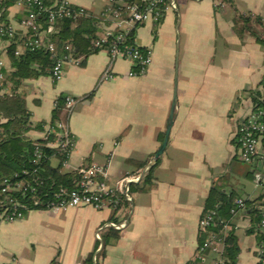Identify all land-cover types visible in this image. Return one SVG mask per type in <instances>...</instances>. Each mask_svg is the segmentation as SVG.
<instances>
[{
	"label": "crops",
	"instance_id": "crops-1",
	"mask_svg": "<svg viewBox=\"0 0 264 264\" xmlns=\"http://www.w3.org/2000/svg\"><path fill=\"white\" fill-rule=\"evenodd\" d=\"M68 1L96 16L108 2ZM174 1L176 8L166 11L160 25L147 22L135 30V43L153 51L149 72L140 78L129 77V61H112L107 52L93 48L67 65L60 81L47 75L18 80L12 76L8 43L0 40L5 93L18 91L26 98L33 123L28 136L43 139L44 131L35 126L49 125L57 99L71 96L78 102L69 116L63 110L60 121L67 122L75 138L70 165L107 166L111 186L140 174L135 184L146 188L132 194L133 204L114 219L111 211L85 207L33 209L22 220L1 223L0 264H51L54 259L83 264L97 250L96 233L110 220L125 221L127 227L107 247L102 264H186L197 251L199 221L216 186L235 200L261 202L264 147L248 166L239 159L236 137L253 110L250 93L261 89L264 80V49L250 34H236L234 18L237 11L264 23V0H234L233 7H221L218 0ZM23 13L15 5L8 20L14 23ZM108 68L115 79L100 83ZM168 131L167 146L151 166ZM132 162L145 167L140 171ZM50 165L60 163L51 159ZM253 170L252 182L242 183ZM252 219L248 210L232 218L239 245L235 264L259 263L261 247L250 231ZM216 258L210 253L201 264H213Z\"/></svg>",
	"mask_w": 264,
	"mask_h": 264
},
{
	"label": "built area",
	"instance_id": "built-area-1",
	"mask_svg": "<svg viewBox=\"0 0 264 264\" xmlns=\"http://www.w3.org/2000/svg\"><path fill=\"white\" fill-rule=\"evenodd\" d=\"M6 0H0V5ZM146 3L144 8L137 4H129L125 0H108L107 7L100 14L103 20V33L93 41V47L96 50H102L109 54L112 61L124 59L133 65V70L129 73L130 78H140L145 76L153 63V51L150 48H144L136 43L128 41L129 34L139 26L152 22L158 26L163 18L162 6L164 11L176 8L174 0H142ZM218 4L224 7V3L218 0ZM17 6L23 8L26 17L20 21L8 24L0 23V40L8 41L13 39L18 33L25 37L26 44L18 46L16 55L20 56L26 49L36 50L44 49L49 52L54 59V64L49 71V77L54 81H60L65 76L67 65L77 62V58L72 55L59 57L56 47L53 43L45 41V35L52 34L55 31V24L63 20L79 21L82 18L89 17L91 13L82 7L72 5L68 0H56L54 5L48 6L43 0H18ZM45 13L48 17V27L40 32L41 26L37 23L38 16ZM110 25V26H109ZM111 26L114 30H111ZM35 32V37L29 42V31ZM67 50H71L68 46ZM4 64L0 61V92L5 93L6 74L3 71ZM115 79L112 70L108 68L102 75L100 83L109 82ZM78 100L71 97H65L64 111L68 116L72 113ZM260 105L253 106L252 112L243 120L237 130V143L239 149V159L249 165H254L260 149L264 147V94L259 98ZM57 107V102L55 103ZM51 135L56 139L53 146L63 155V168H68L71 172L80 175V180L75 188L69 189L60 185L48 199H35L33 206L39 208L45 205L47 209L53 212H62L70 208L91 207L98 211H111L113 219L121 212L126 205L133 204V198L130 194V186L141 180L140 174L125 176L118 186L108 184V167L93 165L87 168H76L70 165V158L75 149V138L71 133L67 122H57L54 126L47 125L44 132V139L47 140ZM33 163L39 165L42 160V151L39 146L35 149ZM28 177L14 182L9 177H3L0 181V224L13 223L25 218L29 212L28 205L22 203L16 196L18 193L25 196L27 192H36L38 186L42 183L40 178L31 181L29 173L24 172ZM258 175V174H257ZM18 177V175H15ZM262 200L254 203L248 199L238 198L235 200V208L231 211L232 215L244 212L248 208H254L259 211L261 216L260 228L264 233V186L262 190ZM47 196V195H45ZM215 211L206 212L199 221V229L205 230L215 227ZM127 223L125 221L117 222L110 220L103 225L96 233L98 242L102 241V233L108 229L121 232L125 230ZM234 230L230 225H226L224 233ZM225 238L212 234L206 239L200 248L201 263L206 262L208 254L217 256L213 264H232L224 255ZM260 258L258 264H264V243L260 245Z\"/></svg>",
	"mask_w": 264,
	"mask_h": 264
},
{
	"label": "trees",
	"instance_id": "trees-1",
	"mask_svg": "<svg viewBox=\"0 0 264 264\" xmlns=\"http://www.w3.org/2000/svg\"><path fill=\"white\" fill-rule=\"evenodd\" d=\"M48 6H52V2L43 0ZM129 4H137L141 8L146 6L142 0H125ZM223 3L229 6H234V0H221ZM18 0H6L0 5V23L8 24L9 10L13 6L17 5ZM165 6H162L163 18L159 22L162 23L165 11ZM24 12L18 21L26 17ZM37 23L41 26L40 32H43L48 27V17L45 13L40 14L37 19ZM234 30L239 37H243L245 34L253 36L257 42L264 49V23L260 17H253L252 15H243L239 12H235L234 18ZM103 30V20L100 15H90L89 17L82 18L79 21L63 20L55 24V31L52 34L45 35V41L53 43L56 47V52L59 57L65 55H72L74 58H78L84 54H89L93 50V41L97 39L98 33ZM135 30L128 36V41L135 43ZM34 31H29V42L35 37ZM7 48L8 58L11 66L14 70L12 73L13 78L18 80L29 79L37 76H49V71L54 64V59L49 52L44 49L31 50L26 49L24 53L17 56L16 50L18 46H24L26 39L22 33H18L13 39L9 40ZM70 46L71 50L66 48ZM264 94V80L261 84V89L255 90L250 93L253 98V104L259 106V98ZM65 97L61 96L57 99V107L53 112L52 120L49 125L54 126L57 122L61 121L62 113L64 110ZM0 118L5 122L0 124V181L3 177H9L14 182L25 179L28 177L24 172L29 173V179L31 181L40 178L42 183L38 186L36 192H27L25 196L17 194L18 199L28 205L29 211L33 209H47L45 205H41L39 208L33 206V200L43 198L48 199L52 197V193L60 186L63 185L69 189L75 188L76 184L80 180V175L76 172L63 173L62 172V159L63 155L59 150L52 145L56 136L51 135L47 140L44 138L41 140H33L28 136L29 131L33 127L31 122V113L29 111L28 102L24 95L14 91L12 94L0 92ZM48 124L39 123L35 128L44 131ZM237 140V139H236ZM39 146L42 151V160L39 165L33 163L36 147ZM53 157H58L60 165L56 168L50 165V160ZM133 164L140 165L142 171L145 164ZM256 170L249 173V176L254 178ZM18 175V177H15ZM144 186L139 184H132L130 186V194H134L138 191L145 190ZM47 195V196H45ZM3 197H0L2 199ZM263 198V196H262ZM261 198V199H262ZM235 208L234 195H225L221 189L216 186L206 205L204 214L208 211H215V227H210L205 230L199 229V245L194 257L186 264H201V252L200 248L204 244L207 238L212 234L223 236L225 238L224 256L232 263L235 264L238 254L239 245L237 239L234 236V230L224 233L226 225H230L233 216L231 211ZM252 215V228L250 231L256 233L259 244L264 243V233L260 228L261 216L257 209L248 208ZM246 210V211H247ZM28 213V212H27ZM203 214V215H204ZM233 227V226H232ZM118 231L108 229L102 234V241L98 242L97 250L90 256H88L83 264H102L101 260L105 257L106 249L109 245L114 244L120 238ZM102 246V249L100 247ZM51 264H59L57 259H54Z\"/></svg>",
	"mask_w": 264,
	"mask_h": 264
},
{
	"label": "water",
	"instance_id": "water-1",
	"mask_svg": "<svg viewBox=\"0 0 264 264\" xmlns=\"http://www.w3.org/2000/svg\"><path fill=\"white\" fill-rule=\"evenodd\" d=\"M171 123V122H170ZM168 138H169V131L167 132V137H166V139H165V141H164V143H163V145H162V147H161V149L159 150V152H158V154L156 155V158H155V160H153V162H151V166H154L155 165V163H156V160L158 159V157L164 152V150H165V148H166V146H167V143H168ZM144 175V174H143ZM260 175H256V178H258ZM143 177V176H142ZM102 249V246H101V248H100V250ZM99 250V251H100Z\"/></svg>",
	"mask_w": 264,
	"mask_h": 264
},
{
	"label": "rangeland",
	"instance_id": "rangeland-1",
	"mask_svg": "<svg viewBox=\"0 0 264 264\" xmlns=\"http://www.w3.org/2000/svg\"><path fill=\"white\" fill-rule=\"evenodd\" d=\"M180 40V37H178V41ZM52 160H53V164L54 165H58L59 163H60V160H59V158L58 157H53L52 158ZM244 164H246V163H244ZM246 165H248V164H246ZM248 166H251V165H248ZM252 177L251 176H249V175H247V178H245L244 179V181L242 180V183H244L245 181H249V182H252ZM245 184V183H244Z\"/></svg>",
	"mask_w": 264,
	"mask_h": 264
}]
</instances>
